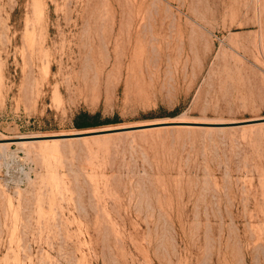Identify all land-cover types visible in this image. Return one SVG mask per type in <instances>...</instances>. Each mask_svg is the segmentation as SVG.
<instances>
[{"label":"rangeland","instance_id":"1","mask_svg":"<svg viewBox=\"0 0 264 264\" xmlns=\"http://www.w3.org/2000/svg\"><path fill=\"white\" fill-rule=\"evenodd\" d=\"M0 264H264V0H0Z\"/></svg>","mask_w":264,"mask_h":264},{"label":"trees","instance_id":"2","mask_svg":"<svg viewBox=\"0 0 264 264\" xmlns=\"http://www.w3.org/2000/svg\"><path fill=\"white\" fill-rule=\"evenodd\" d=\"M101 124L97 115L90 116L87 113L78 114L73 121V126L77 130L91 129Z\"/></svg>","mask_w":264,"mask_h":264},{"label":"water","instance_id":"3","mask_svg":"<svg viewBox=\"0 0 264 264\" xmlns=\"http://www.w3.org/2000/svg\"><path fill=\"white\" fill-rule=\"evenodd\" d=\"M114 131H120V130H114Z\"/></svg>","mask_w":264,"mask_h":264}]
</instances>
